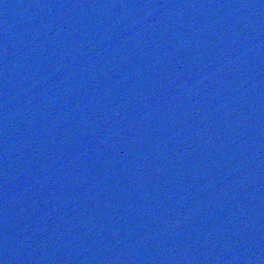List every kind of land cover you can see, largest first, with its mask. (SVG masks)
<instances>
[{"label":"water","instance_id":"obj_1","mask_svg":"<svg viewBox=\"0 0 264 264\" xmlns=\"http://www.w3.org/2000/svg\"><path fill=\"white\" fill-rule=\"evenodd\" d=\"M0 264H264V0H0Z\"/></svg>","mask_w":264,"mask_h":264}]
</instances>
